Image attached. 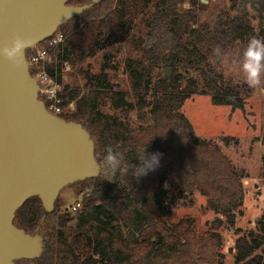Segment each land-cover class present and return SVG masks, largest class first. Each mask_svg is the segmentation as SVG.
Segmentation results:
<instances>
[{
  "label": "trees",
  "instance_id": "trees-1",
  "mask_svg": "<svg viewBox=\"0 0 264 264\" xmlns=\"http://www.w3.org/2000/svg\"><path fill=\"white\" fill-rule=\"evenodd\" d=\"M187 2L188 10L183 7ZM243 2L262 15L263 1ZM91 3L69 0L68 5ZM210 4V0H102L58 29L66 37L58 58L73 67L108 46L132 47L142 55L125 62L130 89L112 87L104 71L98 77L80 71L88 80L85 90L65 86L62 96L66 103L74 101L76 110L60 118L79 123L90 133L99 166L110 145L122 153V169L115 175L100 171L97 178L74 184L77 194L83 195V208L73 219L59 215L58 201L47 213L39 198L29 199L17 211L14 225L42 236L44 251L37 260L16 264H226L217 232L233 228L242 216L245 174L218 144L195 137L182 108L192 97L209 96L213 106L244 110L251 92L225 82L212 66V51L220 46L228 52L240 45L242 52L258 36L246 11L202 22L200 14ZM142 26L147 32L138 37ZM54 70L46 67L49 75ZM57 71L61 72L60 65ZM106 101L128 119L136 114L141 124L103 113ZM222 142L239 144L232 138ZM144 149L145 154H161L159 166L136 177ZM196 193L216 215L211 230L201 235L192 219L164 220L180 200ZM70 221L74 228H67ZM257 227L256 234L236 240L235 264H264V217Z\"/></svg>",
  "mask_w": 264,
  "mask_h": 264
},
{
  "label": "water",
  "instance_id": "water-1",
  "mask_svg": "<svg viewBox=\"0 0 264 264\" xmlns=\"http://www.w3.org/2000/svg\"><path fill=\"white\" fill-rule=\"evenodd\" d=\"M101 1L77 7L69 0H0V264L37 260L44 251L42 236L14 225L29 199L39 198L51 213L63 189L100 174L90 133L39 101L26 53L15 65L2 50L15 35L32 41L27 51L36 48Z\"/></svg>",
  "mask_w": 264,
  "mask_h": 264
},
{
  "label": "rangeland",
  "instance_id": "rangeland-1",
  "mask_svg": "<svg viewBox=\"0 0 264 264\" xmlns=\"http://www.w3.org/2000/svg\"><path fill=\"white\" fill-rule=\"evenodd\" d=\"M261 1L264 3V0ZM210 3L208 11L200 14L202 22L214 20L223 14L234 17L246 11L255 34L259 39H264V10H262V15H260L254 11L250 3L243 2V0H210ZM239 5L241 6L239 11H237ZM183 7L188 10L190 9V4L187 2ZM145 32L147 31L142 26L137 32V36L140 37ZM260 33L263 34L259 36ZM56 34H58V30ZM41 44L36 47L33 53L36 54L38 51L46 49L49 50V58L52 59H56L62 53L60 49L50 50L48 42ZM29 51H26V58L31 73V69L33 70L36 67L30 65L32 51ZM226 53L229 54L227 62L221 64L212 60V66L222 75L225 82H229L232 86L240 89L245 87L244 90L246 92H251L250 96L245 99L244 110L233 111L230 107L213 106L209 96H195L185 102L182 113L193 126L197 139L218 144L232 165L245 174L242 184L245 198L240 208L242 216L237 218L233 228H224L217 232L221 235V253L225 255L226 264H235V252L233 249L236 240L251 232L256 234L258 231L257 221L264 217V92L249 88L239 73L237 65L233 63L241 54L240 45L235 46ZM112 56L114 57L113 59ZM141 57L142 55H139V52L132 47L115 45L106 47L77 67H73L70 62L62 63L61 60H58L64 65L62 76H60L62 82H59L60 96L63 99L65 86L70 88L79 87L83 91L85 90L84 87H86L88 80L86 76L79 73L80 71L96 77L104 71L107 75L108 83L112 87L120 86L122 89H130L125 72V62L129 58L141 59ZM42 66H39L38 69L42 68ZM32 76L37 77L34 71ZM36 79L42 87L38 78ZM241 96L244 97V93ZM69 103H74L76 110L75 102ZM68 109L65 106L63 114L70 115L75 112H69ZM101 111L121 121H128L132 125L141 124L136 114H133L131 119H128L121 112L115 110L110 101L102 104ZM226 138H232L238 141L239 144L235 146L232 143L230 146H225L222 140ZM57 201L59 202V215H69L72 219L77 217V213L71 214V207L76 203H80L82 205L81 210L83 208V195L77 194L74 185L63 189ZM188 219L195 221V229L201 235L211 230V224L216 219V215L207 210L206 199L196 193L188 200H180L177 207L164 218L169 223H178L181 220ZM74 225L75 222L70 221L67 224V228H74ZM229 251L232 253L229 254Z\"/></svg>",
  "mask_w": 264,
  "mask_h": 264
},
{
  "label": "clouds",
  "instance_id": "clouds-1",
  "mask_svg": "<svg viewBox=\"0 0 264 264\" xmlns=\"http://www.w3.org/2000/svg\"><path fill=\"white\" fill-rule=\"evenodd\" d=\"M32 41L20 35H15L6 42L2 54L10 63L21 65L25 59V53L31 47ZM214 61L221 64L229 60V54L220 46L214 47L212 51ZM237 65L239 73L249 88L264 92V39L252 37L243 48L239 58L233 61ZM106 155L99 166L104 174L115 175L122 169V153L112 146H107ZM161 154H145V149L139 156L140 163L135 167L136 177L145 176L149 171L159 166Z\"/></svg>",
  "mask_w": 264,
  "mask_h": 264
},
{
  "label": "built area",
  "instance_id": "built-area-1",
  "mask_svg": "<svg viewBox=\"0 0 264 264\" xmlns=\"http://www.w3.org/2000/svg\"><path fill=\"white\" fill-rule=\"evenodd\" d=\"M66 41V37L63 34H58L56 36H53L52 38L46 40L45 42H48L50 45V50H55L59 49L60 45H63ZM36 48L30 49L32 51V57L30 61V65L34 69V73L37 75L36 78L40 81L41 85L38 83L37 79L35 76H32V78L35 80L36 83L39 84L41 90L39 93V101H41L46 109L53 115L60 117L64 113V108L65 106L69 108V112H74L75 111V106L74 103H66L64 100L61 98L59 90V78L62 76V70L63 66L59 60V56L56 59L49 58L48 51L44 49L43 51H38L36 54L33 53ZM63 63V62H62ZM42 66V68L39 66ZM61 66V72L59 73L57 71L58 66ZM52 67L54 70L53 75H49L46 72V67ZM44 88V89H43ZM82 205L80 203L74 204L71 209L70 213L71 214H76L81 210Z\"/></svg>",
  "mask_w": 264,
  "mask_h": 264
}]
</instances>
